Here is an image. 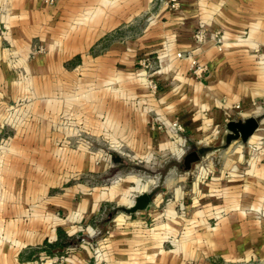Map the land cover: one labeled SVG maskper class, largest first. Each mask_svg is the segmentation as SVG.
I'll list each match as a JSON object with an SVG mask.
<instances>
[{
    "label": "crops",
    "instance_id": "obj_1",
    "mask_svg": "<svg viewBox=\"0 0 264 264\" xmlns=\"http://www.w3.org/2000/svg\"><path fill=\"white\" fill-rule=\"evenodd\" d=\"M201 26L204 37L197 43L194 33ZM215 36L221 37V49ZM39 45L45 52L28 60L30 51ZM186 51L206 66L201 76L193 74L188 59L176 56ZM75 54H83L82 60L66 67ZM143 58L151 62L148 74L138 67ZM80 63L85 73L91 69L100 73L91 77L103 89L114 88L101 91L99 97H85L86 126L114 133L118 146L138 156L161 151L177 159L191 144L199 155L200 150L204 152L191 172L178 174L171 167L163 178L164 189L172 188L177 195L191 180L195 196L203 202H209L202 192L210 188V201L220 207L215 212H224L209 226L206 218L211 206L197 210L198 259H203L205 245L225 259L264 255V0H181L176 9H168L163 0H56L54 4L0 0V105L16 96L36 97L32 116L25 117L18 128V139L12 138L0 156V264H50L32 258L42 260V245H58L60 234L69 238L74 229L70 220L76 215L88 217L99 203L116 199L127 205V212L135 197L145 192L150 200L138 214L144 217L153 202L146 188L154 181L142 183L135 177L134 191L129 193L130 176L121 186L116 183L107 190L85 191L79 201L75 195L86 185H67L53 192L59 178L54 170L60 163L54 158L45 160L43 150L51 149L53 155L60 148L44 133H50L54 120L61 116V95L69 101L76 96L72 91L62 92L61 86L75 85L72 71ZM88 79L85 76L86 83ZM10 86L13 93H7ZM5 115L0 109V119ZM250 116L258 120V127L248 140L227 142L226 124ZM173 121L183 130L173 129ZM60 127L57 124L58 131ZM23 131L32 132L20 136ZM253 145L261 149L260 156L249 150ZM27 150L36 154V161L30 159L34 166L25 158ZM212 153L219 156L218 167L207 173L203 166L210 163L206 158ZM121 157L110 154L97 161L85 153L78 163L92 176L95 171L103 172L106 164L117 166ZM204 176H212L207 186L200 184ZM61 177L66 181L73 176ZM155 200L160 202V193ZM166 207L173 213L171 203ZM56 210L64 212L65 218L57 216ZM118 224L123 228L117 229L108 246L120 262H136L141 246L153 261L157 252L162 253L159 247L156 250V243L165 241L155 231L159 227L151 231L145 220ZM167 255L165 251L161 254ZM85 258L84 252L70 255L67 264H82Z\"/></svg>",
    "mask_w": 264,
    "mask_h": 264
},
{
    "label": "rangeland",
    "instance_id": "obj_2",
    "mask_svg": "<svg viewBox=\"0 0 264 264\" xmlns=\"http://www.w3.org/2000/svg\"><path fill=\"white\" fill-rule=\"evenodd\" d=\"M102 41L103 40H101V42ZM44 52V48L39 45L30 51L28 60L36 59L37 55L43 54ZM92 54L95 55L94 52H92ZM82 55L83 54H75V56L66 62V67L75 66L82 60V58H80ZM138 67H142L146 74L150 72L149 66L144 68V66L140 64ZM95 71L96 70L91 69L90 72L88 70L87 73H85L81 63L77 65L76 71H72L74 72L72 74L73 78L76 79L75 85H70L67 89V86L63 84L61 90L62 92L66 90L65 92L68 91L67 93L70 94L74 92L76 96L72 97L69 101L61 95L58 103L60 107L59 114L61 116L58 120H54L55 125L54 127L52 126V131L50 133H44L45 137H49V141L53 140L56 146L60 148V150L53 155L51 149L43 150V157L45 160L51 162L52 158H54L55 161L58 160L60 163L59 166H55L54 173L55 175L56 173L59 174L56 175L59 176V178L56 183L57 187H54L52 190L53 192H57L67 187V185H70V187L71 185L77 187L79 185H86L87 187H82L75 195L74 200L79 201L83 198L85 191L92 193L94 190L97 191L101 188L110 189L111 186H116V183L121 186L125 177L130 176L129 184L126 186V190H128L129 193L134 191L133 179H135V177H137V179L140 178L139 181L142 183L149 182L148 180L154 181L153 185L150 183L146 188V192L149 191L153 202L149 205L144 217L138 216L141 210L135 213L125 212L127 205L118 203L116 199L110 202L104 201L99 203L97 209L91 214H88V217L86 216L87 218L76 215L70 220V224L74 226V229L70 230L71 236L69 238L66 233L60 234V240L57 241L58 245L52 246L49 243L42 245L43 249L41 250L45 252L43 255L45 257L42 260L39 257L34 258V256L32 259L40 263L46 259L50 264H67L70 255L84 252L87 254V258L82 260V264H264V255L258 256L257 254V256H249L248 258L236 256L235 258L225 259L218 253L211 252V248L206 245L204 249L206 247L207 249H205L203 259H198L194 229L195 220L199 218L197 210H203L204 207L208 205L211 206L210 215L206 218L208 221L206 224L209 226L215 225L218 221L217 216H223L224 212L220 210V212H215V210L220 209V207L217 201H215L216 203L213 202L214 200L210 201V188L202 192L206 194L207 201L209 202H203L202 198L197 199L194 193L195 191H193L190 185L191 180L189 181V185L183 189V193L181 192V195L179 194L180 196L177 195L172 188L167 190L164 189L163 178L168 168L172 167V171L178 174L185 175L187 174L186 172H191V169L185 170L183 168V157L186 153L177 159L170 157L169 153L164 154L163 152L161 153V151L155 154L152 153L150 157L145 156L146 154L138 156L132 149L118 146L119 144L116 141L114 133H101L99 128L85 125L84 116L87 114L86 112L89 111L85 110V107H83L85 97L90 99L91 97L94 98L102 95L101 91L104 93L107 91H114L113 87L109 86L106 88L105 86L103 89L99 83L93 81L92 77L97 78L100 76V73H94ZM18 73L20 74L21 72L18 71ZM85 76L89 78L87 81L88 83L84 80ZM90 80L93 81V83H90ZM29 87L32 86H28V89H30ZM101 88L104 91L101 90ZM11 89L12 86H10V91L7 93H13ZM16 97L17 98L6 100V105H0V109L2 110L3 108V111H6L4 119H0V127H2V129L4 128L3 130L5 131L0 132V156L6 151L5 149L9 147L12 138L18 139V128L23 123L25 117L32 116L31 110L34 105L33 101H35L36 97L34 98L33 95L32 97L30 95L21 98H19V96ZM68 103L71 104L67 106ZM93 103L100 104L99 101H94ZM57 124L61 126L60 131L57 130ZM9 128H11L12 131ZM31 132L32 131H23L20 136L30 135ZM52 132H55L54 138ZM236 140L238 142L241 141V139ZM250 148V151L255 150L257 153L256 155L260 156V148L254 145L250 146ZM190 150L197 151L199 149H197L194 144H191L187 152ZM29 151L30 152L27 150L28 153L25 155V158L34 166V163L30 159H35L36 161V154L35 152L31 153V150ZM85 153H88V155L92 157V160L95 158L97 161L104 160L102 158L110 156V154L116 155L119 153L122 157L121 161H119L120 164L117 166L106 164L105 168L102 169L103 172L100 173L99 171H95L96 173L93 172L91 176L84 168H80V164L78 163L82 161V159L84 160ZM203 153L204 152L200 150V155L205 156ZM208 156L209 157L206 159L209 160L210 163H207L208 165H202L207 173H209L211 167H218L215 162L219 159L217 153H212V155ZM69 161H74V163L69 164ZM195 163L193 164L195 165ZM193 164L191 165L192 167L194 166ZM57 169H59L58 172ZM61 176L73 177L65 181ZM225 177L228 178L229 176ZM211 178L212 176H204L203 181H200L201 186L209 185ZM157 193L161 194L159 203H157L156 200L154 201ZM167 203L173 205V213L168 211L166 207ZM54 213L60 218H65V213L61 210H56ZM118 215H120V217L117 218ZM121 216H128V218L125 217L123 220ZM128 219L131 222L145 220L146 226L150 228L151 231L159 227V231L156 229L155 231L159 233V237H163V239L165 237V241L161 243L157 242L156 250L159 247L163 250L162 253L165 251L166 254H168L167 257H164L165 255L161 256L162 253L157 252L155 260L153 261L148 257L147 254L149 252H146L147 249L144 248L145 246H141V253L136 256V262L132 263L131 259L125 262L122 260V262H120L119 256L117 255V257L113 251H110L108 244L112 239L116 238L117 235H114L117 229L123 228V224H118V222H126ZM128 228L131 229V226ZM68 240H70V242L67 243ZM36 250L37 252L39 251L38 248H36ZM30 251L32 252L33 250ZM160 258H162L161 261ZM116 260H119V263Z\"/></svg>",
    "mask_w": 264,
    "mask_h": 264
},
{
    "label": "water",
    "instance_id": "obj_3",
    "mask_svg": "<svg viewBox=\"0 0 264 264\" xmlns=\"http://www.w3.org/2000/svg\"><path fill=\"white\" fill-rule=\"evenodd\" d=\"M258 127V120L253 117H247L244 120H231L226 124L227 135L226 141L241 139V141L246 142L248 138L255 132ZM200 158L199 153L196 150H191L187 152L183 157V168L189 170L191 165L197 162ZM148 193L138 194L133 203L126 209L128 213H133L139 210H143L148 206L149 203Z\"/></svg>",
    "mask_w": 264,
    "mask_h": 264
},
{
    "label": "built area",
    "instance_id": "obj_4",
    "mask_svg": "<svg viewBox=\"0 0 264 264\" xmlns=\"http://www.w3.org/2000/svg\"><path fill=\"white\" fill-rule=\"evenodd\" d=\"M47 4H54L56 0H43ZM164 4L167 6L168 9H176L180 6L181 0H163ZM204 32L202 26L194 33V38L197 43H200L203 40ZM215 41L218 44V49L221 45V37L215 36ZM176 56L179 58H186L189 60L190 64V70L193 72V74L197 77L201 76L202 73L206 70V66L204 64H201L198 62L197 58L193 54L192 51H186V52H177ZM140 64H142L144 67L150 66L151 62L148 60V58H143L140 61ZM148 84L151 88H156L155 83L152 80H148ZM171 127L175 129L177 132H180L183 130V126L176 121L171 122Z\"/></svg>",
    "mask_w": 264,
    "mask_h": 264
}]
</instances>
